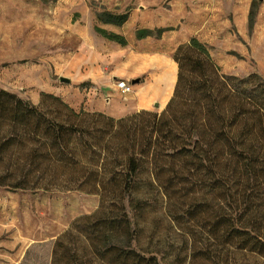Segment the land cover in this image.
I'll return each instance as SVG.
<instances>
[{"label":"trees","instance_id":"obj_1","mask_svg":"<svg viewBox=\"0 0 264 264\" xmlns=\"http://www.w3.org/2000/svg\"><path fill=\"white\" fill-rule=\"evenodd\" d=\"M122 27L128 15H107ZM122 46L124 36L96 28ZM164 30H138L144 40ZM163 113L115 119L0 92V188L99 195L52 264H239L264 259V79L230 76L198 38L178 48Z\"/></svg>","mask_w":264,"mask_h":264},{"label":"rangeland","instance_id":"obj_2","mask_svg":"<svg viewBox=\"0 0 264 264\" xmlns=\"http://www.w3.org/2000/svg\"><path fill=\"white\" fill-rule=\"evenodd\" d=\"M108 14L128 15L130 24L120 27L126 26L125 38L136 41L138 30L165 27L150 38L166 36L170 42L178 36L182 45L198 38L225 74L264 79V0H0V92L16 93L36 106L43 94L63 101L57 94L77 96L83 104L77 111L96 113L86 108L98 96L96 90L90 92L91 82L80 80L87 75L84 65L70 73L56 61L79 51L81 42L70 36V27L93 21L97 33ZM79 54L78 61L85 62V53ZM61 77L75 83L67 85ZM126 105L122 97L109 109L121 115ZM101 204L99 195L81 192L0 188V220L8 224L2 238L24 243L9 250L14 264H52L57 239ZM239 264H264V259L241 257Z\"/></svg>","mask_w":264,"mask_h":264},{"label":"crops","instance_id":"obj_3","mask_svg":"<svg viewBox=\"0 0 264 264\" xmlns=\"http://www.w3.org/2000/svg\"><path fill=\"white\" fill-rule=\"evenodd\" d=\"M91 24L93 21L78 23L70 27V36L81 42L79 51L75 56L72 54L56 61L63 70L70 73L79 71L84 65L87 75L80 80L91 82L93 86L90 92L96 90L98 96L95 100L87 102V110L103 113L115 119L125 118L143 111L163 113L174 96L178 82L179 67L174 60V54L184 42L178 43V36L172 38L170 42L166 36L159 40L149 38L133 41L132 38H126L128 45L122 46L95 33ZM128 24L130 21L127 22ZM125 27L122 29L113 25H105L100 28L128 37L124 33ZM162 28L165 27L150 28L149 30L156 31V29ZM80 51L85 53V62H79L76 57L80 55ZM62 78L64 77H61L60 80ZM70 78L67 79L71 83H66L67 85L75 83V79ZM119 81H125L132 85L134 92L124 95L117 87ZM134 82L137 84L133 85ZM57 95L74 109L82 108L83 104L79 97ZM122 97L128 105L121 111V115H115L109 106L114 100H119ZM158 105L159 108H157ZM7 227L8 224L4 220H0V264H14L15 256L9 250L12 247L24 245L22 240H13V237L7 240L2 238Z\"/></svg>","mask_w":264,"mask_h":264},{"label":"built area","instance_id":"obj_4","mask_svg":"<svg viewBox=\"0 0 264 264\" xmlns=\"http://www.w3.org/2000/svg\"><path fill=\"white\" fill-rule=\"evenodd\" d=\"M118 89L122 91L124 95H130L134 92L133 86L129 85L125 81H119L117 85Z\"/></svg>","mask_w":264,"mask_h":264},{"label":"water","instance_id":"obj_5","mask_svg":"<svg viewBox=\"0 0 264 264\" xmlns=\"http://www.w3.org/2000/svg\"><path fill=\"white\" fill-rule=\"evenodd\" d=\"M61 82H63V83H71V81L69 79H67V78H62ZM136 84H137L136 82L133 83V85H136ZM159 107L160 106L158 105L157 108H159Z\"/></svg>","mask_w":264,"mask_h":264}]
</instances>
